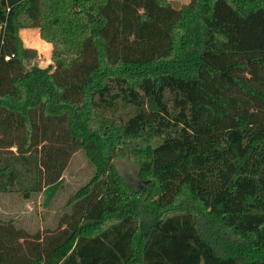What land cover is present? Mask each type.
Listing matches in <instances>:
<instances>
[{
	"label": "trees",
	"instance_id": "obj_1",
	"mask_svg": "<svg viewBox=\"0 0 264 264\" xmlns=\"http://www.w3.org/2000/svg\"><path fill=\"white\" fill-rule=\"evenodd\" d=\"M27 28L49 66H23ZM122 148L146 192L116 175ZM81 150L69 211L0 220V264H264V0H0V194L41 193Z\"/></svg>",
	"mask_w": 264,
	"mask_h": 264
},
{
	"label": "rangeland",
	"instance_id": "obj_2",
	"mask_svg": "<svg viewBox=\"0 0 264 264\" xmlns=\"http://www.w3.org/2000/svg\"><path fill=\"white\" fill-rule=\"evenodd\" d=\"M168 1L179 2L180 8L189 2V0ZM19 36L24 48L21 60H24L23 66L25 69L32 66V64L40 68L52 64L50 59L51 46L40 39L37 28L22 29ZM27 50L37 54L32 61L23 56V53ZM160 142V138H154L148 144L138 142L136 147L139 149L146 146L154 147ZM93 175L94 168L87 160L85 152L78 151L71 157L61 179L41 193L32 195L28 199H24L18 193L0 194V220H11L16 227L30 233L53 230L62 214L69 211L66 204L70 197L84 186ZM224 221L233 225L235 231L242 236H247L250 231H254L256 233V243L259 241L261 237L260 228L254 225H246L242 216H226ZM198 245L202 247L200 243Z\"/></svg>",
	"mask_w": 264,
	"mask_h": 264
},
{
	"label": "water",
	"instance_id": "obj_3",
	"mask_svg": "<svg viewBox=\"0 0 264 264\" xmlns=\"http://www.w3.org/2000/svg\"><path fill=\"white\" fill-rule=\"evenodd\" d=\"M174 10H179V2L169 1ZM88 19H92V15L88 14ZM36 68L35 64L28 66L27 70ZM124 156L116 160L113 164L116 175L122 180L123 184L132 192H146L148 180L141 176V166L139 163L130 159L129 152L122 148Z\"/></svg>",
	"mask_w": 264,
	"mask_h": 264
},
{
	"label": "built area",
	"instance_id": "obj_4",
	"mask_svg": "<svg viewBox=\"0 0 264 264\" xmlns=\"http://www.w3.org/2000/svg\"><path fill=\"white\" fill-rule=\"evenodd\" d=\"M12 57V56H11ZM11 57H5V61H7L9 58H11Z\"/></svg>",
	"mask_w": 264,
	"mask_h": 264
},
{
	"label": "crops",
	"instance_id": "obj_5",
	"mask_svg": "<svg viewBox=\"0 0 264 264\" xmlns=\"http://www.w3.org/2000/svg\"><path fill=\"white\" fill-rule=\"evenodd\" d=\"M48 187H49V186H48ZM46 188H47V187H46ZM46 188H44L43 191L46 190Z\"/></svg>",
	"mask_w": 264,
	"mask_h": 264
}]
</instances>
